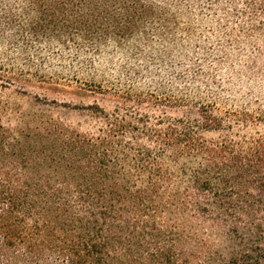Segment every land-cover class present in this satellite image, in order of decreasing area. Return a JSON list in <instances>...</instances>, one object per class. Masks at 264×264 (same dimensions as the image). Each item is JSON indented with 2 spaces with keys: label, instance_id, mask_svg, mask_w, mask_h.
<instances>
[{
  "label": "trees",
  "instance_id": "obj_1",
  "mask_svg": "<svg viewBox=\"0 0 264 264\" xmlns=\"http://www.w3.org/2000/svg\"><path fill=\"white\" fill-rule=\"evenodd\" d=\"M193 5L264 58V0H0V43L138 51ZM119 99L94 133L0 106V264H264V103L151 120Z\"/></svg>",
  "mask_w": 264,
  "mask_h": 264
},
{
  "label": "rangeland",
  "instance_id": "obj_2",
  "mask_svg": "<svg viewBox=\"0 0 264 264\" xmlns=\"http://www.w3.org/2000/svg\"><path fill=\"white\" fill-rule=\"evenodd\" d=\"M198 7L179 18L175 42L153 38L140 51L39 44L23 54L0 43V106L10 112L3 122L13 126L23 114L39 113L94 133L93 107L111 112L124 94L129 109L151 120L197 119L200 111L223 117L257 99L264 103V74L251 69L264 73V58L250 45L224 43L216 16Z\"/></svg>",
  "mask_w": 264,
  "mask_h": 264
}]
</instances>
